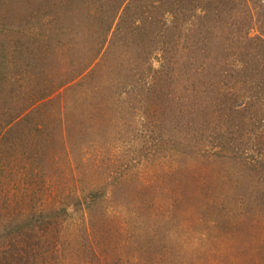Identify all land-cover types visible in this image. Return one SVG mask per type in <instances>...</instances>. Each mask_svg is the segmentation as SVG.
I'll return each instance as SVG.
<instances>
[{
    "label": "rangeland",
    "instance_id": "obj_1",
    "mask_svg": "<svg viewBox=\"0 0 264 264\" xmlns=\"http://www.w3.org/2000/svg\"><path fill=\"white\" fill-rule=\"evenodd\" d=\"M262 40L264 0H0V106L87 67L0 146V229L41 264H264V81L228 76Z\"/></svg>",
    "mask_w": 264,
    "mask_h": 264
},
{
    "label": "trees",
    "instance_id": "obj_2",
    "mask_svg": "<svg viewBox=\"0 0 264 264\" xmlns=\"http://www.w3.org/2000/svg\"><path fill=\"white\" fill-rule=\"evenodd\" d=\"M241 38L242 37H239V38L230 37L229 43H225V42L221 43L222 49H226L230 51L228 56L230 54H233V56H235V59H236V56L242 57L245 54L243 51L247 50L248 48L245 45H238L239 42H241L239 41ZM256 41H259V38H256ZM251 48L252 49L247 52L248 61L246 60L243 63L241 62V65H237L238 63H240L238 59L230 60L231 66L233 65L231 70L235 74H237L236 76L232 75L231 73L228 75L231 78L233 77L237 78L235 79L236 82L231 87L230 95L232 96L239 97V94L241 92L242 93L249 92V89L252 86V84L258 85L257 79H261V81H264V40H262V45H259V46L256 45L255 48L251 46ZM205 53L206 52L202 50V53H200V57L196 59V61H199V60L201 61V59H203L204 60L203 65L206 66L209 63V60H212V59L207 58L205 56L206 55ZM228 56H226V58L224 59V62L228 60ZM213 60L217 62L218 59H213ZM54 69L55 68H53L52 70ZM86 69L87 67L85 69H82L76 72L74 75L73 74L70 75L71 72L66 71L67 78L62 79V80L61 78H58V81H59L57 84L58 86H56V89L54 91L49 92L47 94H40L34 99L31 98L30 104L25 106L23 109H20L15 112H10V108H8L7 106L5 105L0 106V146L2 145V143L11 141L9 137L13 136L12 132H13L14 126L20 123L22 120L28 118V115L30 111L33 109V107L43 104L46 100L50 99L51 96L54 95V93H56L59 89L74 82L78 78L82 77V74L86 71ZM227 71L226 70L224 71L225 75L221 73L220 78L226 77V75L228 74ZM179 76H182V72L179 74ZM46 81H47V84L49 85L54 82L51 79H48ZM40 82L42 81H39L38 86L41 89V91L45 92V88L42 89V84ZM14 83L16 84L17 81L16 80H13V81L6 80L4 82L5 85H8L10 87ZM4 91H5V88L2 85V87L0 88V101L1 102L5 100L2 98ZM0 209L2 208L0 207ZM2 216L3 215L0 212V218ZM10 224L11 223H9L8 225L5 224L4 226L6 228L4 227L2 228L3 229L2 233L4 235L2 236L3 238H0V264H41L43 261V256L45 254L44 253V247H45L44 243L42 242L40 238L33 237L34 239H26L27 236L29 237V235H31V232L34 228H30L28 226L29 228L21 227L19 229L18 228L9 229L8 227ZM15 229H17L19 232H14V231H17ZM12 234H15L16 236H13L10 238Z\"/></svg>",
    "mask_w": 264,
    "mask_h": 264
}]
</instances>
